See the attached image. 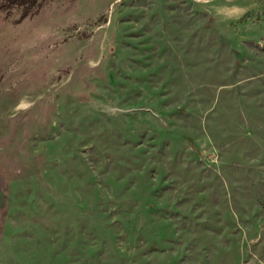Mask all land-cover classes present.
Instances as JSON below:
<instances>
[{"label":"rangeland","instance_id":"rangeland-1","mask_svg":"<svg viewBox=\"0 0 264 264\" xmlns=\"http://www.w3.org/2000/svg\"><path fill=\"white\" fill-rule=\"evenodd\" d=\"M0 264H264V0H0Z\"/></svg>","mask_w":264,"mask_h":264}]
</instances>
